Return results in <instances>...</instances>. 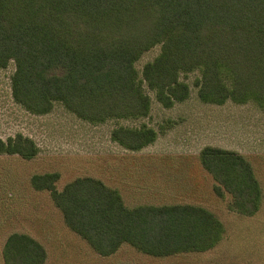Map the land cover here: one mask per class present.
<instances>
[{
    "label": "trees",
    "instance_id": "16d2710c",
    "mask_svg": "<svg viewBox=\"0 0 264 264\" xmlns=\"http://www.w3.org/2000/svg\"><path fill=\"white\" fill-rule=\"evenodd\" d=\"M143 82L171 108L189 95L180 74L201 69L202 102L223 105L250 101L264 110V0H0V67L13 61L12 95L33 115L60 102L79 119L104 123L146 118L151 98L144 92L136 62L155 46ZM157 131L119 126L111 139L129 151L153 144ZM31 138H0V154L34 159ZM215 193L231 197L229 209L253 216L263 192L252 163L242 154L207 146L199 155ZM60 175L31 179L51 193L66 225L100 255L123 244L151 256L213 249L224 226L195 205L125 206L120 193L101 180L79 177L59 191ZM5 264H44L45 249L25 234L10 236Z\"/></svg>",
    "mask_w": 264,
    "mask_h": 264
},
{
    "label": "rangeland",
    "instance_id": "374dc122",
    "mask_svg": "<svg viewBox=\"0 0 264 264\" xmlns=\"http://www.w3.org/2000/svg\"><path fill=\"white\" fill-rule=\"evenodd\" d=\"M161 52L155 46L135 64L144 92L151 98L150 115L140 119H112L90 123L56 102L50 113L33 115L15 103L12 76L15 64L0 67V138L17 134L31 138L40 149L34 159L0 154V242L16 231L48 239L49 264H264V110L250 101L223 105L204 103L198 95L201 69L180 74L189 87L188 97L164 107L155 91L143 82L144 66ZM157 131L156 141L141 151H127L111 139L119 127ZM207 146L244 155L254 168L263 200L253 216L229 209L231 197L218 196L212 176L201 166L199 154ZM58 172V190L78 177L101 180L119 191L128 207L139 205H196L211 211L224 226L223 239L204 252L151 256L129 244L113 256H100L82 240L71 242L62 234L61 216L49 193L29 185L32 175ZM68 228V227H67Z\"/></svg>",
    "mask_w": 264,
    "mask_h": 264
},
{
    "label": "crops",
    "instance_id": "0c3cea01",
    "mask_svg": "<svg viewBox=\"0 0 264 264\" xmlns=\"http://www.w3.org/2000/svg\"><path fill=\"white\" fill-rule=\"evenodd\" d=\"M128 151V150H127ZM141 151V150H140ZM200 155V154H199ZM10 156H17V155H10ZM19 157V156H18ZM21 158V157H20ZM23 159V158H22ZM200 161V160H199ZM201 164V163H200ZM202 166V165H201ZM203 168V167H202ZM204 169V168H203ZM205 170V169H204ZM206 171V170H205ZM207 172V171H206ZM52 173H58V172H52ZM208 173V172H207ZM44 174H48V173H44ZM59 174V173H58ZM35 175H43V174H35ZM60 175V174H59ZM34 175H32L31 176V178H30V181H29V185L31 186V188L34 190V191H36V192H47V193H49V200H50V203L52 204V205H54V207L56 208V210L58 211V213L60 214V216H61V223L62 224H59L60 225V227H62V229L60 230V231H62V234H64L66 237H69L70 238V240H71V242H75V241H78V242H80V243H83L84 245H85V247H86V250H88V248H87V246H86V244L82 241V240H80V239H78V238H75L74 236H72V234L69 232V230H72L71 228H69L67 225H66V223H65V220H64V216H63V213L61 212V210L55 205V203H54V201H53V199H52V196H51V193L49 192V191H47V190H36L33 186H32V183H31V179H32V177H33ZM79 178V177H78ZM60 179V178H59ZM57 184V183H56ZM68 184V183H67ZM57 187V186H56ZM64 188V187H63ZM110 188H112V187H110ZM112 189H114V188H112ZM116 190V189H115ZM59 191H61V190H59ZM119 192V191H118ZM121 195V194H120ZM122 197V196H121ZM123 199V198H122ZM231 199V198H230ZM123 201H124V199H123ZM124 204H125V206L126 207H128L127 205H126V203H125V201H124ZM172 205V204H171ZM139 206H146V205H139ZM139 206H136V207H139ZM150 206H163V205H150ZM196 206V205H195ZM136 207H128V208H130V209H132V208H136ZM68 227V228H67ZM73 231V230H72ZM74 232V231H73ZM74 233H76V232H74ZM14 234H25V235H28L29 237H31V238H33L35 241H37L44 249H45V252H46V259H45V263L44 264H49V259H50V251H49V249H48V244H47V242H48V239H51V241L52 240H54V241H58V235L55 233H53V234H51V233H49V232H46V234L45 233H43V235H39V236H36V235H32V234H30L29 232H20V231H16V232H13V233H9V235H7V236H4V237H2V239H1V242H0V264H5V262H4V257H3V249H4V246H5V244H6V242H7V240H8V238L10 237V236H12V235H14ZM77 234V233H76ZM77 235H79V234H77ZM79 237H81L80 235H79ZM60 238V237H59ZM82 238V237H81ZM83 239V238H82ZM84 240V239H83ZM87 244H88V242L86 241V240H84ZM89 245V244H88ZM90 246V245H89ZM91 247V246H90ZM122 247H124L123 245L120 247V249L122 248ZM92 248V247H91ZM93 249V248H92ZM119 249V250H120ZM94 250V249H93ZM118 250V251H119ZM95 251V250H94ZM117 251V252H118ZM96 252V251H95ZM116 252V253H117ZM88 253H90V251L88 250ZM97 253V252H96ZM115 253V254H116ZM98 254V253H97ZM100 255V254H99ZM114 255V254H113ZM112 255V256H113ZM100 256H102V255H100ZM111 256V255H110ZM103 257H105V256H103Z\"/></svg>",
    "mask_w": 264,
    "mask_h": 264
}]
</instances>
